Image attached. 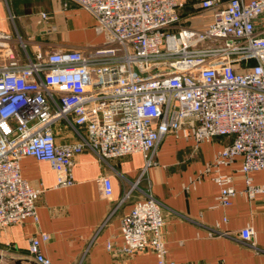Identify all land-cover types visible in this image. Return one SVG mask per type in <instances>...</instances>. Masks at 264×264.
Returning a JSON list of instances; mask_svg holds the SVG:
<instances>
[{
  "label": "built area",
  "instance_id": "built-area-1",
  "mask_svg": "<svg viewBox=\"0 0 264 264\" xmlns=\"http://www.w3.org/2000/svg\"><path fill=\"white\" fill-rule=\"evenodd\" d=\"M69 2L93 15L102 44L35 48L31 56L20 35L0 30V229L37 219L43 188L20 174L24 157L47 161L56 185L66 186L73 183L74 158L84 149L103 162L140 152L145 169L169 132L196 146L227 137L205 169L240 156L242 192L251 198L264 191L249 175L264 169V0H199L209 11L199 28L181 22L179 0L63 5ZM39 16L49 18L44 11ZM213 179L217 204L228 205L237 192L230 176ZM97 182L102 197L111 200L109 176ZM163 226L161 203L147 193L121 216L120 246L107 241L106 248L126 255L149 249L158 264H166ZM237 232L264 253L251 226ZM220 234L227 232L218 223L206 228L208 237ZM47 239L45 232L29 237V255L38 264H50L39 250L40 240Z\"/></svg>",
  "mask_w": 264,
  "mask_h": 264
},
{
  "label": "crops",
  "instance_id": "crops-1",
  "mask_svg": "<svg viewBox=\"0 0 264 264\" xmlns=\"http://www.w3.org/2000/svg\"><path fill=\"white\" fill-rule=\"evenodd\" d=\"M64 1L0 0V30L20 35L31 56L35 48L102 44L104 34L96 30L93 15L70 2L64 6ZM179 1L183 3L181 22L202 27L209 11L199 7V0ZM42 11L49 18L41 19ZM227 141V137H219L196 146L191 138L169 132L157 145L154 162L145 169L140 152L103 162L84 149L74 158L73 183L66 186L56 185L55 171L47 161L24 157L20 174L43 188L36 201L37 219L27 217L0 229L2 257L8 254L29 264L25 260L34 261L29 255V237L45 232L48 239L40 240L39 250L50 264H158L149 249L126 255L106 248L107 241L120 246L121 216L148 193L161 203L166 264H264V253L244 243L237 232L251 226L257 246L264 249V191L251 198L242 192L245 184L240 156L205 169ZM219 173L229 175L237 191L226 206L216 200L219 186L213 177ZM100 175L111 180V200L100 193ZM249 175L253 183L264 185V169ZM134 182L129 196L119 205ZM111 210L110 218L100 226ZM215 223L227 234L208 237L206 228Z\"/></svg>",
  "mask_w": 264,
  "mask_h": 264
},
{
  "label": "rangeland",
  "instance_id": "rangeland-1",
  "mask_svg": "<svg viewBox=\"0 0 264 264\" xmlns=\"http://www.w3.org/2000/svg\"><path fill=\"white\" fill-rule=\"evenodd\" d=\"M0 264H14L13 259L8 254H3V257L0 258Z\"/></svg>",
  "mask_w": 264,
  "mask_h": 264
},
{
  "label": "water",
  "instance_id": "water-1",
  "mask_svg": "<svg viewBox=\"0 0 264 264\" xmlns=\"http://www.w3.org/2000/svg\"><path fill=\"white\" fill-rule=\"evenodd\" d=\"M2 257V254L0 253V258ZM25 262H28L29 264H38L34 261L25 260ZM14 264H24L22 259H13Z\"/></svg>",
  "mask_w": 264,
  "mask_h": 264
}]
</instances>
